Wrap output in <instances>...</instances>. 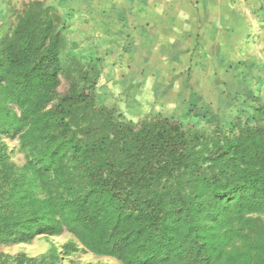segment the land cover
Returning a JSON list of instances; mask_svg holds the SVG:
<instances>
[{"label":"trees","instance_id":"16d2710c","mask_svg":"<svg viewBox=\"0 0 264 264\" xmlns=\"http://www.w3.org/2000/svg\"><path fill=\"white\" fill-rule=\"evenodd\" d=\"M68 27L44 0L0 14V248L50 243L0 264H264V103L131 120Z\"/></svg>","mask_w":264,"mask_h":264},{"label":"crops","instance_id":"0c3cea01","mask_svg":"<svg viewBox=\"0 0 264 264\" xmlns=\"http://www.w3.org/2000/svg\"><path fill=\"white\" fill-rule=\"evenodd\" d=\"M27 1L0 0V14L9 3ZM44 1L62 9L68 17L78 9L89 11V5H98L97 9L105 5L104 12L92 11L93 14L87 16L90 23L84 18L83 28L92 29L93 33L102 30L122 33L125 37L123 51L134 63L128 77L138 75L149 62L159 63L157 67L163 68L166 65L162 62L168 60L167 67L171 66L172 71L178 68L190 89L195 84L202 86V90H198V86L196 92L201 101L215 111L222 104L212 95V87L208 92L203 89L212 82L210 78L214 79V84L222 85L223 90L233 86L245 98L241 97L242 103L237 105L227 101L224 107L222 105L233 115L250 113L257 103H264V0ZM114 19L122 25L113 24ZM156 51L162 53L157 57L153 55ZM183 89L186 87L182 86ZM206 94L212 95L211 98L205 97ZM182 97L187 99V96Z\"/></svg>","mask_w":264,"mask_h":264},{"label":"rangeland","instance_id":"374dc122","mask_svg":"<svg viewBox=\"0 0 264 264\" xmlns=\"http://www.w3.org/2000/svg\"><path fill=\"white\" fill-rule=\"evenodd\" d=\"M14 6L19 7L20 4L14 3ZM104 6L105 5H101L99 6L100 8L97 9L98 5L96 7L89 5V11L82 12L78 9L77 11L71 12V17L70 15L68 17L64 14L65 21L69 26L65 31V35L67 36V47L71 48L74 45L76 49L82 52L84 57L91 56L98 59L104 69L99 83V95L102 103L115 106L126 118L134 121L157 112L168 114L175 113L191 117L195 115L210 116V114L218 113L221 117H225V119L234 116L229 112V108H223L226 101L229 103L235 102V105H237V103H242V99H240L242 95H240L233 86H227L226 89L223 90L222 85L217 83L214 84L213 78L209 79L212 82L204 86L203 89L208 92L207 89L212 87L214 90L212 95L223 105V107L222 105L218 107L214 105L217 107L215 111L213 108L208 107L205 101H201L202 99H200L199 93L196 92L198 86H200L198 90H202V86L200 84H195L190 89L189 84L185 83V79L179 75L178 68L175 67L172 71L171 66L167 67L170 63L168 60L162 62L163 65H166L163 68L157 67L156 64L159 63L149 62L147 63V67H144L138 75L128 77L129 68L134 63L133 61H129L126 53L123 51L122 43H124L125 37L122 33L117 34L115 30H105V32L102 30L100 33H93L92 29L83 28V20L86 19V22L90 23L87 16L93 14L92 11L94 13L100 11L104 12ZM105 16L107 18L108 15L105 14ZM116 23L120 26L122 25V22H117L114 19L113 24L116 25ZM151 47L152 46L149 48ZM157 48L161 49V47ZM156 52H154L153 55L157 57L162 53H159V51ZM143 53L144 52H141V54ZM214 71L215 70H213V72ZM230 71L229 69V73ZM216 78L218 80L220 79V77ZM181 82H184V84L182 85ZM182 86L186 87V89L182 90ZM182 95L187 96V99L183 100L184 98ZM212 95L206 94L205 97L210 99ZM245 96H247V94ZM205 97L204 100H206ZM226 110L227 112L224 113ZM66 239L67 237L63 236L61 238L52 239L51 241L61 244L66 241ZM49 244L48 240L40 238L36 239L30 245L0 248V252L10 254L25 252L34 256L45 252ZM72 259L82 264H105L113 262L111 259L96 257L92 254H81L65 260L64 264H69Z\"/></svg>","mask_w":264,"mask_h":264},{"label":"clouds","instance_id":"9594fccd","mask_svg":"<svg viewBox=\"0 0 264 264\" xmlns=\"http://www.w3.org/2000/svg\"><path fill=\"white\" fill-rule=\"evenodd\" d=\"M19 144V139H13L7 136H0V149H6L8 152H11L13 148L17 147ZM12 160L16 159V156L11 157Z\"/></svg>","mask_w":264,"mask_h":264}]
</instances>
